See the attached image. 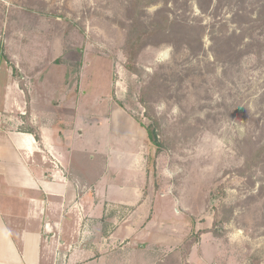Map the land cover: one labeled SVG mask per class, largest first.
<instances>
[{
    "label": "rangeland",
    "instance_id": "obj_1",
    "mask_svg": "<svg viewBox=\"0 0 264 264\" xmlns=\"http://www.w3.org/2000/svg\"><path fill=\"white\" fill-rule=\"evenodd\" d=\"M134 1L0 0V64L24 92L25 121L31 101L36 126L51 125L55 136L76 135L81 117L90 155L135 169L127 190L158 214L124 221L122 206L123 222L103 221L102 230L133 223L147 249L139 262L264 264V159L246 165L264 142V23L256 21L264 0ZM135 13L144 26L166 14L187 28L172 42L149 40L131 73L123 45ZM145 111L158 118V147L137 123H149ZM90 158L80 163L93 173L101 161Z\"/></svg>",
    "mask_w": 264,
    "mask_h": 264
},
{
    "label": "crops",
    "instance_id": "obj_2",
    "mask_svg": "<svg viewBox=\"0 0 264 264\" xmlns=\"http://www.w3.org/2000/svg\"><path fill=\"white\" fill-rule=\"evenodd\" d=\"M25 108L17 77L0 64V264H153L133 223L127 231L121 223L108 235L102 230L104 222L122 221V206L130 212L124 221L145 220L151 208L158 214L127 190L135 169H116L97 152L90 155L83 118L73 119L76 135L62 130L55 136L51 125L36 126L32 101L26 123ZM86 156L101 161L97 171L80 163ZM123 237L129 240L122 243Z\"/></svg>",
    "mask_w": 264,
    "mask_h": 264
},
{
    "label": "trees",
    "instance_id": "obj_3",
    "mask_svg": "<svg viewBox=\"0 0 264 264\" xmlns=\"http://www.w3.org/2000/svg\"><path fill=\"white\" fill-rule=\"evenodd\" d=\"M166 1V0H163ZM151 2V1H148ZM154 2V1H152ZM134 4L139 5L140 0H135ZM132 21L128 27L126 39L123 45V52L125 56L124 61V68L131 73L137 72V64L136 60L138 57V53L141 50V48L151 39L154 37H157L159 35L165 36L168 38L170 42L174 38H178L182 34V30H185L186 23L182 21V19H178L176 16L169 17V15L163 16L162 18H158L151 26H144L142 22L139 20V16H136V13L133 15ZM257 22L263 21L262 17L257 18ZM182 23L186 24L183 25ZM218 38H220L221 41L225 44L224 52H228L229 54L232 53V49L229 50L228 45L229 36L226 33H221ZM228 48V49H227ZM240 50L236 52V55L238 54ZM241 54V52H240ZM239 55V54H238ZM5 55L2 54V48L0 46V61L4 60ZM154 77V76H153ZM156 82V77L152 79L146 86L143 87L141 90V96H140V102L145 104L146 96L150 94L152 89L154 88V83ZM146 108L148 107L145 105ZM145 114H147L149 111ZM149 123H142L141 120H137V123L144 129L146 137L148 141L154 145L155 147H158L157 139H156V132L155 130L159 126L158 118L154 115L148 116ZM264 159V142L257 147L253 153L250 154L249 159L247 161V166L249 164L255 163V162H262Z\"/></svg>",
    "mask_w": 264,
    "mask_h": 264
}]
</instances>
